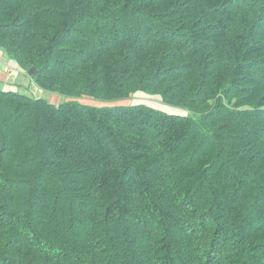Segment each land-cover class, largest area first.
<instances>
[{"label":"trees","instance_id":"1","mask_svg":"<svg viewBox=\"0 0 264 264\" xmlns=\"http://www.w3.org/2000/svg\"><path fill=\"white\" fill-rule=\"evenodd\" d=\"M0 264H264V0H0ZM142 91L186 115L134 103Z\"/></svg>","mask_w":264,"mask_h":264},{"label":"crops","instance_id":"2","mask_svg":"<svg viewBox=\"0 0 264 264\" xmlns=\"http://www.w3.org/2000/svg\"><path fill=\"white\" fill-rule=\"evenodd\" d=\"M0 88L5 91H14L30 96L33 90L37 97L43 96L44 90L38 88L31 76L24 71L16 61L10 59L0 48ZM49 92V91H47ZM48 94V93H47ZM51 103L57 104L61 97L49 92Z\"/></svg>","mask_w":264,"mask_h":264},{"label":"rangeland","instance_id":"3","mask_svg":"<svg viewBox=\"0 0 264 264\" xmlns=\"http://www.w3.org/2000/svg\"><path fill=\"white\" fill-rule=\"evenodd\" d=\"M47 93L49 94V92L44 91L43 96H40V97L50 101L49 95ZM30 96L37 97V94L33 90H31ZM56 96L61 97V100H59V102H63L66 99H68L63 95L56 94ZM71 99H75L83 104L98 106V107L129 105V104H134V103H145V104L157 107L159 109L166 110L170 114L186 115L188 113L186 109H181V108L167 105V104L165 105L161 101V98L157 95L149 94V93L142 92V91H137L128 97L119 98V99L118 98L117 99H98V98L91 97V96H82L78 98L73 97Z\"/></svg>","mask_w":264,"mask_h":264},{"label":"water","instance_id":"4","mask_svg":"<svg viewBox=\"0 0 264 264\" xmlns=\"http://www.w3.org/2000/svg\"><path fill=\"white\" fill-rule=\"evenodd\" d=\"M36 72V68L35 67H31L27 70V74L29 76H32L34 73Z\"/></svg>","mask_w":264,"mask_h":264}]
</instances>
